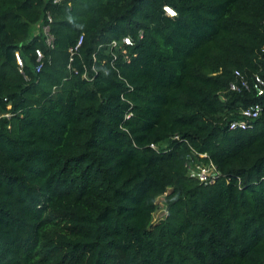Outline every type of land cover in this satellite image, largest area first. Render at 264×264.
<instances>
[{
  "label": "trees",
  "instance_id": "16d2710c",
  "mask_svg": "<svg viewBox=\"0 0 264 264\" xmlns=\"http://www.w3.org/2000/svg\"><path fill=\"white\" fill-rule=\"evenodd\" d=\"M263 47L264 0H0V264H264Z\"/></svg>",
  "mask_w": 264,
  "mask_h": 264
},
{
  "label": "built area",
  "instance_id": "2783aa9c",
  "mask_svg": "<svg viewBox=\"0 0 264 264\" xmlns=\"http://www.w3.org/2000/svg\"><path fill=\"white\" fill-rule=\"evenodd\" d=\"M60 1L61 0H51L52 3H58ZM163 9L169 15L174 14V10L166 5L163 6ZM50 19L51 16L47 13L46 14L47 23L42 24L40 27L43 41L48 47L52 46V34L48 28V22L50 21ZM81 39L82 36L81 34H79L75 43L72 46L68 47V53H69L68 64H67L68 67H70V61L72 59V55L76 52L78 46L80 45ZM121 41L124 44H128V45L132 43L131 38L128 35L122 36ZM110 43L114 45L115 40H111ZM34 53H35L34 58L37 61V65H36V70H37L42 62L43 51L39 47H35ZM14 58L16 63L20 66L21 59L17 51L14 52ZM82 75L85 76V72H83ZM234 75L237 77V81L239 82V84L245 89H251L257 95L263 93L264 79L260 76V74L256 72L253 73L251 80L249 82L245 80L243 75L238 70H234ZM237 81L229 82L228 88L232 90H238L239 84L237 83ZM260 109H261L260 104L257 102L242 107L239 111L240 116L230 120L228 123V127L231 129L246 128L247 126H249V121L258 116V114L260 113ZM130 113L131 112H127L125 114V117H127ZM173 137H177V135L174 134ZM149 145L153 148H157V145L154 143H150ZM195 154L196 153H194V156L188 155L187 161L184 163L187 173L192 175L202 183L212 182L218 176L219 170L217 169L215 164L209 158L206 157L205 152H198L197 156ZM201 158H205V159H201Z\"/></svg>",
  "mask_w": 264,
  "mask_h": 264
},
{
  "label": "rangeland",
  "instance_id": "374dc122",
  "mask_svg": "<svg viewBox=\"0 0 264 264\" xmlns=\"http://www.w3.org/2000/svg\"><path fill=\"white\" fill-rule=\"evenodd\" d=\"M34 31H36V26L33 25V30H32V32H34ZM156 198H157L156 201H157V205H158V207H157L156 210L153 212V215H152L153 220H155L156 218L160 217L161 214H162V212L164 211L163 206H162V205H159V203H158V201L161 200V198L158 197V196H157ZM161 206H162V207H161Z\"/></svg>",
  "mask_w": 264,
  "mask_h": 264
}]
</instances>
